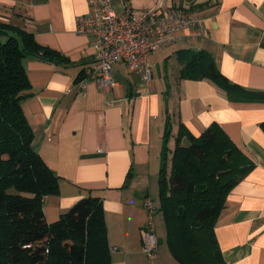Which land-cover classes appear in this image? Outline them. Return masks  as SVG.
Returning a JSON list of instances; mask_svg holds the SVG:
<instances>
[{"label":"crops","instance_id":"0c3cea01","mask_svg":"<svg viewBox=\"0 0 264 264\" xmlns=\"http://www.w3.org/2000/svg\"><path fill=\"white\" fill-rule=\"evenodd\" d=\"M110 3L117 13L183 8L197 15L205 35H181L152 51L149 85L114 62L116 85L104 92L86 73L93 38L76 30V18L89 12L88 0H0V17L15 16V24L67 58L56 64L33 56L23 61L30 90L21 106L33 130L32 145L60 177L59 193L43 201L46 220H56L88 194L100 196L111 264H181L163 242L154 258L141 251L140 230L148 218L144 201L157 206L153 195L166 117L170 147L179 123L199 135L215 122L252 165L227 194L214 225L221 264H264V100L233 102L210 80L180 79L178 58L180 49L206 50L231 82L264 92V0Z\"/></svg>","mask_w":264,"mask_h":264},{"label":"trees","instance_id":"16d2710c","mask_svg":"<svg viewBox=\"0 0 264 264\" xmlns=\"http://www.w3.org/2000/svg\"><path fill=\"white\" fill-rule=\"evenodd\" d=\"M28 56L67 61L32 32L0 19V264H111L100 196L88 194L46 220L43 201L59 193L60 177L33 148L21 106L30 90ZM178 58L180 79L210 80L233 102L264 100L263 91L231 82L206 50L180 49ZM171 136L167 116L155 213L162 212L169 250L181 264H221L214 225L227 194L252 165L215 122L199 135L179 123L172 147Z\"/></svg>","mask_w":264,"mask_h":264},{"label":"built area","instance_id":"2783aa9c","mask_svg":"<svg viewBox=\"0 0 264 264\" xmlns=\"http://www.w3.org/2000/svg\"><path fill=\"white\" fill-rule=\"evenodd\" d=\"M88 3L89 12L76 18V30L93 38L94 54L86 73L104 92L116 85L111 74L114 62L124 63L149 85L153 78L148 61L152 51L174 43L181 35L187 38L205 35L197 15L183 8L164 9L159 5L143 12L125 8L117 13L110 0H88ZM144 208L148 218L140 230L141 251L154 258L158 247L153 222L156 205L146 198Z\"/></svg>","mask_w":264,"mask_h":264},{"label":"rangeland","instance_id":"374dc122","mask_svg":"<svg viewBox=\"0 0 264 264\" xmlns=\"http://www.w3.org/2000/svg\"><path fill=\"white\" fill-rule=\"evenodd\" d=\"M2 17H5L4 16H1L0 19L2 20H6V21H9V22H12V23H16V20H15V16L12 15V18H2ZM164 66L166 67V63L164 64ZM162 65L160 64L159 65V68L162 70ZM173 67V65L170 64H167V70L171 73V68ZM154 196V200L157 204V206L159 205V194H158V187H156V191H155V194L153 195ZM155 214V217H154V224H155V228H154V233H155V236L157 237V240L158 242H163V245L164 247H168V244H167V239H166V227H165V223H164V218H163V215H162V212L160 211H157ZM161 248V246H160ZM159 248V249H160Z\"/></svg>","mask_w":264,"mask_h":264}]
</instances>
